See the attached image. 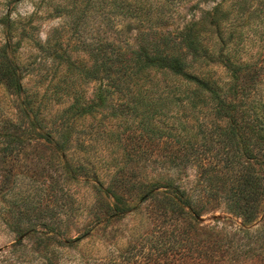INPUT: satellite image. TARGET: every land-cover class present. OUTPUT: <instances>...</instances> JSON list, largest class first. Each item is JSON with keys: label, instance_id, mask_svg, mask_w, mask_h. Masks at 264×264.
Here are the masks:
<instances>
[{"label": "rangeland", "instance_id": "obj_1", "mask_svg": "<svg viewBox=\"0 0 264 264\" xmlns=\"http://www.w3.org/2000/svg\"><path fill=\"white\" fill-rule=\"evenodd\" d=\"M135 2L0 0V48L18 64L22 88L9 90L0 81V264H165V254L192 252L201 240L238 250L235 264L264 261V219L246 225L230 211L233 187L247 165L227 157V122L211 101L202 102L207 95L182 78L151 72L144 86L159 100L133 115L128 94L135 87L120 95L89 80L104 49L115 59L136 48L142 26L134 18ZM263 2L252 1L251 11L263 9ZM220 3L155 0L147 7L166 12L163 31L173 37ZM252 26L243 29L249 39L239 46L240 63L263 56L264 15L260 32H250ZM255 34L260 41L253 45ZM187 62L189 75L222 87L229 82L219 65ZM91 107V115H82ZM63 117L71 121L65 125ZM152 184L186 192L197 219L153 216L162 212L167 193L141 201L140 188ZM110 189L129 213L114 217ZM25 209L31 221L22 228L29 235L18 237L11 217ZM165 232L179 241L175 249ZM50 233L49 240L43 236Z\"/></svg>", "mask_w": 264, "mask_h": 264}, {"label": "trees", "instance_id": "obj_2", "mask_svg": "<svg viewBox=\"0 0 264 264\" xmlns=\"http://www.w3.org/2000/svg\"><path fill=\"white\" fill-rule=\"evenodd\" d=\"M133 1L139 5L134 18L142 26L136 39V48L130 47L124 55L115 59L108 58V52L104 49L101 52L102 56L97 61L98 66L93 65L89 72L86 71L87 75L91 76L89 80L99 81L101 84L107 83L114 88V93L120 95L126 94L127 91L124 88L135 87L134 92L128 94L133 115H137L138 109L147 107L151 101L159 100L158 97L149 96L144 86L145 82H148L146 75H150L151 72L169 73L190 84H195L198 87V93L203 91L207 95L206 98L200 96L202 102L211 101L216 116L227 122V126L223 130L229 145L227 150H231L229 152L231 156L227 157L232 161L244 160L242 165H247V168H242L243 175L239 176L237 184L233 187L235 192L230 211L243 219L246 225L264 219V92L262 90L264 87V52L263 56L259 54V58L253 64L240 63L242 49L239 47L249 39L243 29L254 24L252 26L254 30L249 31L255 33L261 31L264 8L254 7V10L251 11L253 7L251 2L261 0H221V3L217 4L211 12L206 13L201 21L187 24L182 28L179 36L173 37L172 33L167 34L163 31L165 21H168L166 12L157 9V6L153 4L147 7L148 3L155 0ZM164 1L173 4L186 0ZM157 3L154 4L157 5ZM230 3L233 4L226 9ZM122 10L124 11V9ZM123 11H121L122 16H129V12ZM156 15H158L157 18ZM255 18L258 20L257 23L251 22ZM9 20V18L4 19L3 22L6 21L8 24ZM250 40L253 45L260 41L257 34ZM207 41L213 42L214 47H209ZM189 58L194 64L221 66L227 72L229 82L225 87H222L217 81H212L208 77L198 78L189 75L187 72ZM0 81L9 90L16 92L22 90L19 66L14 59L9 58L6 50H1V48ZM118 81H120L119 84ZM161 100L163 99L161 98ZM75 108L76 105L71 106L65 115L67 116V113H71ZM93 111L92 107L84 109L82 115H91ZM62 119L65 125L71 121L69 118L63 117ZM39 125L41 129L44 128L42 124ZM37 127V124H34L33 128L38 129ZM17 143L21 145L22 142L17 141ZM175 156L182 157L179 153ZM258 167H261L260 171ZM163 189L167 193L164 197L165 207L161 209L162 212L154 211L153 216L173 222H177L181 218L184 219L186 216H190L192 220L197 219L199 212L187 197V193L179 188H173L172 185L164 187L160 184H152L140 188L142 193L140 195H143L141 201L156 199ZM107 191L115 202L111 208L114 217L129 213L126 212L128 208L122 206V197L113 189ZM30 218L31 215L27 209L19 210L11 217L12 226H15L18 237L29 235V232L26 233L23 230L22 225L31 221ZM52 235L54 236L53 233L43 234L48 240ZM165 235L171 236L166 238L165 242L172 247L171 250L175 249L179 241L172 238L175 237L174 233L167 234L165 232ZM168 239H173V242L169 243ZM82 240L80 238L72 244L80 243ZM217 243L201 240L200 246L194 248L192 252L188 247L184 252L182 251L186 254L179 253L181 256L178 255V252L172 251L165 254V256L168 255L167 260L165 258V264H235L239 260L238 250L223 249ZM190 254L193 258H190ZM182 257L184 260L181 259ZM224 258H232V261ZM261 264H264V261Z\"/></svg>", "mask_w": 264, "mask_h": 264}]
</instances>
